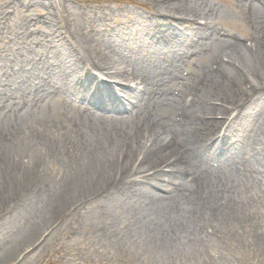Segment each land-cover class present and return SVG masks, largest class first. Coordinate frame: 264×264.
Segmentation results:
<instances>
[{
	"label": "bare ground",
	"instance_id": "obj_1",
	"mask_svg": "<svg viewBox=\"0 0 264 264\" xmlns=\"http://www.w3.org/2000/svg\"><path fill=\"white\" fill-rule=\"evenodd\" d=\"M151 1L116 26L113 13L89 17L82 43L49 13L30 16L23 28L52 37L43 61L0 45V216L33 215L0 239V264L41 248L59 215L96 196L108 199L104 237L140 264H232L264 240V44L226 36L203 0ZM251 10L264 22L263 2Z\"/></svg>",
	"mask_w": 264,
	"mask_h": 264
},
{
	"label": "rangeland",
	"instance_id": "obj_2",
	"mask_svg": "<svg viewBox=\"0 0 264 264\" xmlns=\"http://www.w3.org/2000/svg\"><path fill=\"white\" fill-rule=\"evenodd\" d=\"M16 1L21 0H0V45L14 48L13 50L18 53L31 47L39 61L45 60V55L49 53L51 47L47 45L52 37L44 24L40 26V23L32 21L29 27L23 28L21 23L26 24L30 16L37 14L43 16L49 13L58 27L66 25L71 32L81 33L80 42L82 43V41L86 42L84 37L91 25L89 17L95 18L98 15L104 17L113 13V17L109 15L108 24L116 26L117 22H125L136 13L148 15L155 11L151 0H63L66 6L64 9L50 11L43 6L35 5L33 0H22L26 4L31 2L29 9L21 5L14 8L6 7L7 3ZM259 1L264 3V0ZM255 2L256 0H203V5L219 8L215 23L222 32L226 33V36L248 41V43H251L253 38H257L264 44V32L262 31L263 34H261L264 22L257 24L250 17L249 11H252V5ZM162 21L165 20L162 19ZM205 22V16L201 15L195 16L192 21L194 26H202L200 23ZM61 32L65 37L63 31ZM7 50L2 53L11 56ZM16 56L17 54L13 58ZM185 63L188 64L189 72L195 68L194 60ZM179 67L183 76L188 74L181 69V66ZM123 84L124 82L113 84V86L118 91V87ZM157 97L155 94L151 96V99ZM124 104H127L125 100ZM52 169H58V166L55 165ZM107 200H100L96 196L59 215L51 229L47 231L43 246L21 257L17 264H140L133 255L118 253L113 243L104 237L101 230V211ZM32 218L30 211L19 209H11V212L0 216V239L8 241L9 238H13L19 231L31 225ZM257 221L259 231L264 234L263 212L259 214ZM107 223L110 224L109 221ZM232 264H264V240L255 246L250 244L237 249L232 257Z\"/></svg>",
	"mask_w": 264,
	"mask_h": 264
}]
</instances>
